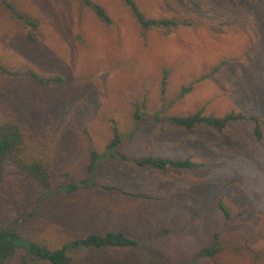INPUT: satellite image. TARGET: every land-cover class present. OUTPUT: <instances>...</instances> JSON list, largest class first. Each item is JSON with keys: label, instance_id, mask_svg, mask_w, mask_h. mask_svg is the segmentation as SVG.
<instances>
[{"label": "rangeland", "instance_id": "obj_1", "mask_svg": "<svg viewBox=\"0 0 264 264\" xmlns=\"http://www.w3.org/2000/svg\"><path fill=\"white\" fill-rule=\"evenodd\" d=\"M8 1L38 25L24 24L0 0V64L18 73H0V122H21L54 173L46 190L0 156V228L51 249L108 230L142 246L70 249L73 264H264V0H135L149 18L191 22L169 30L144 29L124 0H93L110 24L76 0ZM30 71L64 80L41 83ZM143 102L149 114L138 124ZM163 107L165 115H255L263 137L251 121L221 132L155 121L150 114ZM114 126L128 155L190 158L198 166L163 171L105 160L96 187L59 189L89 178L90 151L105 150ZM215 244L216 255L198 258Z\"/></svg>", "mask_w": 264, "mask_h": 264}, {"label": "trees", "instance_id": "obj_2", "mask_svg": "<svg viewBox=\"0 0 264 264\" xmlns=\"http://www.w3.org/2000/svg\"><path fill=\"white\" fill-rule=\"evenodd\" d=\"M7 9H9L24 24L36 27L37 20L16 10L15 6L8 0H2ZM84 7H90L94 10L97 17L105 24L112 23V18L108 14L104 6L94 2L93 0H76ZM137 22L144 29L163 28L173 29L181 25H191V22L181 18H162L154 19L147 17L140 9L135 0H124ZM220 65L215 67V70ZM0 73L4 75L17 76L18 73L0 64ZM33 78L41 83L61 82L64 79L60 76L41 78L35 72L29 73ZM167 75L164 72L162 80V99L165 101L167 91ZM212 73L204 75L199 80L211 76ZM193 89V84L184 86L179 97H184L186 93ZM149 112L146 110L145 102L137 104L134 118L139 124ZM155 121L165 122L171 126L179 127L185 130H192L200 126L210 127L218 132L223 131L231 124L239 122L251 121L254 123V135L258 140L263 137V131L260 119L255 115H249L232 111L223 116L206 115L204 111L198 110L190 115H165V108L161 111L150 114ZM124 139L117 126L113 127V137L108 142L105 150L99 152L95 149L90 151L88 172L89 178L79 183H70L68 185H59V189L67 192L78 190L81 186L85 188L96 187V175L99 165L105 160H116L124 163H132L141 168H152L158 170L193 169L198 166L190 158H174L165 156H131L121 150ZM34 145L29 139L28 132L24 129L21 122L15 119H8L0 122V156L8 159L9 163L15 168L16 174L22 179L35 183L48 190L53 186L54 165L46 154L33 147ZM106 189H115L117 191L130 194L134 197L153 198L148 193L127 192L115 186L105 185ZM219 207L228 216V210L222 200L219 201ZM3 236V243L0 248V264H16L14 258H18L19 251L23 250L20 264H27L29 260L44 261L47 264H73V258L69 254L70 249L93 248L97 250L108 249H129L140 246V241L120 230H108L105 233H91L83 237L75 238L65 243L60 248L51 249L41 245L33 240L21 236L14 228H0ZM218 239V235H215ZM219 252L217 244L202 248L198 253V258L214 256Z\"/></svg>", "mask_w": 264, "mask_h": 264}, {"label": "water", "instance_id": "obj_3", "mask_svg": "<svg viewBox=\"0 0 264 264\" xmlns=\"http://www.w3.org/2000/svg\"><path fill=\"white\" fill-rule=\"evenodd\" d=\"M2 243H3V236L0 233V248H1Z\"/></svg>", "mask_w": 264, "mask_h": 264}]
</instances>
